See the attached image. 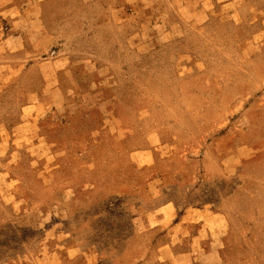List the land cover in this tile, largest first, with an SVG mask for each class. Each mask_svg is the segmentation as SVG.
Segmentation results:
<instances>
[{
	"label": "rangeland",
	"instance_id": "374dc122",
	"mask_svg": "<svg viewBox=\"0 0 264 264\" xmlns=\"http://www.w3.org/2000/svg\"><path fill=\"white\" fill-rule=\"evenodd\" d=\"M0 264H264V0H0Z\"/></svg>",
	"mask_w": 264,
	"mask_h": 264
},
{
	"label": "crops",
	"instance_id": "0c3cea01",
	"mask_svg": "<svg viewBox=\"0 0 264 264\" xmlns=\"http://www.w3.org/2000/svg\"><path fill=\"white\" fill-rule=\"evenodd\" d=\"M154 199L155 197L151 199L152 202L154 201ZM159 208L160 209L162 208V211H164V213L168 212V214L164 215V217L161 219L155 216V212ZM205 211L206 210H203L201 208H196L193 205H186L184 207L183 206L181 207L180 204H178V202L176 201H173V202L167 201V202H160L155 208H153V204H152V207L149 211L150 214L148 216H140V217L138 216L134 221L135 223L137 222L138 224L144 221L147 224H150L151 228L156 227V226H153V224L156 225L157 223H160V222L170 223L171 225L167 229L168 230L167 234L170 235V237L173 239L177 237L175 236L176 235L175 233H177L178 229H180L182 225H184L185 223L194 224L196 225L195 226L196 230L192 232L191 240L194 241L195 243L199 240L201 241L202 239V255H206L210 253V250H209L210 248L208 249V247L213 245V240L210 238L211 234H207L206 232L207 220L213 218V219H216V221L218 219V222H221V217L216 214L210 215L212 216L210 218L205 217V216L199 217V214ZM150 231L152 230H149L147 232H150ZM192 249H193L192 254L194 252H195L194 254L201 253L196 246L195 247L193 246ZM195 250H198V252H196Z\"/></svg>",
	"mask_w": 264,
	"mask_h": 264
}]
</instances>
